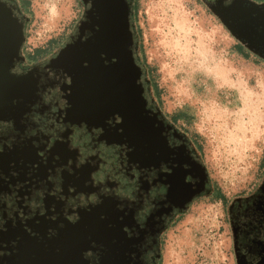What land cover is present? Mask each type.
Wrapping results in <instances>:
<instances>
[{
  "label": "flooded vegetation",
  "instance_id": "obj_1",
  "mask_svg": "<svg viewBox=\"0 0 264 264\" xmlns=\"http://www.w3.org/2000/svg\"><path fill=\"white\" fill-rule=\"evenodd\" d=\"M7 1L23 19V7ZM34 52L23 49L14 73L32 72L35 97L0 121V264H71L75 247L82 262L100 264L105 248L90 243L91 226L108 230L116 245L128 243L131 263L159 264L172 225L216 197L232 264H264L262 162L255 183L228 197L198 141L163 113L153 81L142 83L146 108L157 115L156 145L125 135L119 117L84 120L69 102V78L46 68L58 49Z\"/></svg>",
  "mask_w": 264,
  "mask_h": 264
},
{
  "label": "rangeland",
  "instance_id": "obj_2",
  "mask_svg": "<svg viewBox=\"0 0 264 264\" xmlns=\"http://www.w3.org/2000/svg\"><path fill=\"white\" fill-rule=\"evenodd\" d=\"M14 1L29 19L25 52L54 40L40 56L59 49L83 15L80 0H27L29 6ZM138 3L131 31L141 80L148 78L145 64L152 71L149 77L157 87L163 113L180 115L179 127L198 141L210 176L226 196L251 187L260 176L261 162L264 169L263 62L254 55L248 59L238 55L236 41L200 0ZM179 17L187 20L192 36L185 59L169 53L163 43L177 35L179 28L172 20ZM199 34L209 43L205 64L197 47ZM207 62L212 67L224 65L229 81H217L206 70ZM223 214L215 198L192 205L164 236L159 264H232Z\"/></svg>",
  "mask_w": 264,
  "mask_h": 264
},
{
  "label": "water",
  "instance_id": "obj_3",
  "mask_svg": "<svg viewBox=\"0 0 264 264\" xmlns=\"http://www.w3.org/2000/svg\"><path fill=\"white\" fill-rule=\"evenodd\" d=\"M200 1L237 43L264 61V1ZM133 2L80 0L83 15L74 38L58 49L46 68L69 78V102L84 120L101 123L119 117L125 135L156 145L157 115L146 108L142 70L134 58ZM28 21L7 0H0V121L27 110L37 91L32 72L14 73L24 60ZM110 235L99 226L89 230L90 243L105 248L100 264H140L128 260V243L116 245ZM79 254L75 247L71 264H86Z\"/></svg>",
  "mask_w": 264,
  "mask_h": 264
},
{
  "label": "bare ground",
  "instance_id": "obj_4",
  "mask_svg": "<svg viewBox=\"0 0 264 264\" xmlns=\"http://www.w3.org/2000/svg\"><path fill=\"white\" fill-rule=\"evenodd\" d=\"M163 11V10H162ZM172 22L179 28L177 35L171 36L169 42H164V45L167 46V50L169 53H175L176 56L180 57V59H185L188 56L189 47L191 46L192 36L190 35V30L187 26V20L184 17L175 18ZM182 32L184 35H182ZM175 38V39H172ZM166 40V39H165ZM209 43L205 42L204 38L199 34L197 37V47L198 51L200 52L201 59L203 60L204 64L207 61L206 54L207 48ZM209 61V60H208ZM206 70L214 74L217 81L222 79L224 82L229 81V73L226 71V68L221 63H215L212 67L209 62L206 64ZM198 72V71H196ZM211 77V76H210Z\"/></svg>",
  "mask_w": 264,
  "mask_h": 264
},
{
  "label": "trees",
  "instance_id": "obj_5",
  "mask_svg": "<svg viewBox=\"0 0 264 264\" xmlns=\"http://www.w3.org/2000/svg\"><path fill=\"white\" fill-rule=\"evenodd\" d=\"M20 2H22V3H24V4H26L27 6H29V1H27V0H19ZM138 1L139 0H134V2H133V15L136 17L137 16V11H138V6H139V3H138ZM27 29V26H26V28H25V30ZM25 35H26V33H25ZM138 37H139V39L141 40V35H140V30L138 29ZM54 40L52 39V40H50V41H48V43H47V45L45 46V47H42V48H36L35 49V52L33 53V56H36V55H38V53L39 52H41V51H44V50H46L47 49V47L48 46H50V44L53 42ZM139 49L141 50V52H142V47H141V45H139ZM234 50H235V52L238 54V55H240L242 58H244V59H248V57H249V55H252L250 52H248L242 45H240L239 43H237L236 42V44H235V46H234ZM259 61H261V62H263V64H264V61H262L261 59H258ZM144 66H145V70H146V73H147V75H148V79L150 80V86L152 85V78L151 77H149L150 76V72H152L151 70H149L148 69V67H147V65H145L144 64ZM151 78V79H150ZM154 83V82H153ZM155 87H156V85H155ZM157 88V87H156ZM180 115H174V116H172L173 117V119L175 120V121H177V120H179V117ZM216 200H219V197H216L215 198Z\"/></svg>",
  "mask_w": 264,
  "mask_h": 264
}]
</instances>
